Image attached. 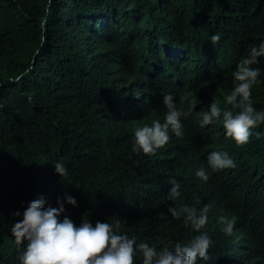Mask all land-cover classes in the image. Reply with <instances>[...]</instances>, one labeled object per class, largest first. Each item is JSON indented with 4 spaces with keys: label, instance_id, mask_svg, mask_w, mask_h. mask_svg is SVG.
I'll return each mask as SVG.
<instances>
[{
    "label": "trees",
    "instance_id": "1",
    "mask_svg": "<svg viewBox=\"0 0 264 264\" xmlns=\"http://www.w3.org/2000/svg\"><path fill=\"white\" fill-rule=\"evenodd\" d=\"M261 41L264 0H0V264H19L11 228L30 202L57 208L66 195L77 226L119 220L117 234L135 239V264L140 243L174 251L202 233L212 243L197 264H264V123L243 146L226 136L222 115L203 125L211 103L230 108L233 73ZM258 60L251 99L264 111ZM169 94L178 110L192 109L182 135L169 130L155 155L134 152L135 129L164 123ZM214 151L235 167L213 172ZM206 205L197 232L182 209ZM222 217H235L231 235Z\"/></svg>",
    "mask_w": 264,
    "mask_h": 264
},
{
    "label": "clouds",
    "instance_id": "2",
    "mask_svg": "<svg viewBox=\"0 0 264 264\" xmlns=\"http://www.w3.org/2000/svg\"><path fill=\"white\" fill-rule=\"evenodd\" d=\"M219 40V35L211 37L213 44ZM259 57H264V41L250 49L249 55L240 61L233 73L235 86L224 97L226 106L230 108L222 109L213 102L210 110L203 114V125L220 120L222 115L226 136L239 146L249 142L251 129L264 123V111H257L251 99L253 85L260 82V69L252 67L259 63ZM163 104L168 110L164 123L157 120L151 126L135 129L134 152L155 155L170 140L169 130L177 137L182 135L181 117L187 118L192 109L178 110L171 94L163 97ZM233 110H236L235 114ZM208 165L213 172L235 167L227 153L216 151L208 155ZM54 167L61 177L67 175L66 167L61 162L57 161ZM196 175L205 182L210 178L204 168L198 170ZM170 184L169 196L175 200L180 194V184L174 179L170 180ZM65 202L72 206L77 204L73 197L66 195L63 200L58 199L59 207L45 209L44 198L36 199L24 210L23 219L12 226L15 244L21 248L17 256L19 264H135L138 254L135 239L117 234L119 220L115 224L97 221L93 226L83 219L77 226L65 215ZM168 211L173 218H179L180 212L176 208L169 207ZM182 211L187 214L186 223H190L194 230L199 232L206 227L209 206L200 210L185 207ZM15 215L19 216L20 213L16 212ZM221 220L225 225L222 231L231 235L235 217L230 221L223 217ZM211 243L209 236L202 233L187 245L177 244L174 251L162 250L157 253L147 243H140L138 249L143 256L142 264H197L198 258L208 259Z\"/></svg>",
    "mask_w": 264,
    "mask_h": 264
},
{
    "label": "rangeland",
    "instance_id": "3",
    "mask_svg": "<svg viewBox=\"0 0 264 264\" xmlns=\"http://www.w3.org/2000/svg\"><path fill=\"white\" fill-rule=\"evenodd\" d=\"M184 98H192V99H194L195 98V93L194 92L187 93V94H185Z\"/></svg>",
    "mask_w": 264,
    "mask_h": 264
}]
</instances>
